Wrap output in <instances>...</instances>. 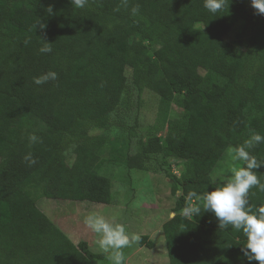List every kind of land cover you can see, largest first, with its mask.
<instances>
[{"label": "trees", "instance_id": "trees-1", "mask_svg": "<svg viewBox=\"0 0 264 264\" xmlns=\"http://www.w3.org/2000/svg\"><path fill=\"white\" fill-rule=\"evenodd\" d=\"M240 21L248 33L226 41ZM38 22L45 27L34 28ZM42 41L51 53L39 51ZM48 71L55 81L33 83ZM145 90L159 98L155 134L124 162L137 170L160 154L182 162L180 176L169 175L172 195L180 193L174 215L161 227L168 263L249 264L242 231L219 229L204 211L181 213L220 186L211 173L228 147L253 132L264 136V15L250 0H226L215 14L204 0H88L83 8L72 0H0V264L105 259L86 242L74 245L36 202L112 204L111 181L99 174L106 138L91 133L106 130L133 91L139 102ZM171 104L183 112L168 125ZM250 154L264 160V143ZM255 171L264 182V167ZM248 200L253 210L264 206V192L253 187ZM138 245L154 248L146 236Z\"/></svg>", "mask_w": 264, "mask_h": 264}, {"label": "rangeland", "instance_id": "rangeland-1", "mask_svg": "<svg viewBox=\"0 0 264 264\" xmlns=\"http://www.w3.org/2000/svg\"><path fill=\"white\" fill-rule=\"evenodd\" d=\"M201 28V25H196ZM248 33V26L243 21L238 22L224 37L228 42L238 36ZM127 77L128 72H127ZM159 98L151 91L145 90L140 101L136 100L135 92L126 109H120L111 115L106 130H94L91 134H102L106 144L101 152L103 168L99 174L107 176L111 181L112 204L109 206L89 202H70L39 199L37 207L65 234L77 241H88L98 249L97 235L84 223L85 218L92 213L103 215L109 222L122 224L129 234L146 236L154 243L153 249L140 247L138 244L123 249L127 258L132 253L136 255L134 264H169L162 225L172 218L175 196L171 193L169 175H180L183 171L181 161L156 155L147 162L144 170L129 169L125 165L127 155H133L137 142L154 135V125L158 118ZM182 108L171 104L168 112V125L182 115ZM165 132L156 135L162 140ZM228 147L223 157L218 161L211 173V179L218 182L221 172H227L230 166H242L240 162H231ZM68 163L73 161V153L67 155ZM183 214V213H181ZM184 215V214H183ZM110 264L105 257L95 264Z\"/></svg>", "mask_w": 264, "mask_h": 264}, {"label": "clouds", "instance_id": "clouds-1", "mask_svg": "<svg viewBox=\"0 0 264 264\" xmlns=\"http://www.w3.org/2000/svg\"><path fill=\"white\" fill-rule=\"evenodd\" d=\"M87 2L88 0H72L77 8H83ZM225 2L226 0H204V7L210 13L215 14L224 8ZM250 4L257 14L264 15V0H250ZM46 11L51 15V6ZM137 11L138 8L132 9L133 14ZM37 25L41 29L45 27L44 24L38 22L34 28ZM39 51L43 54L51 53V44L43 42V47ZM56 79L57 73L48 71L34 78L33 83L39 86ZM36 139L34 135L29 136L32 142ZM260 143H264V136L253 132L243 144L230 148V159L233 165L235 162H240L243 166H230L226 173L222 171L218 176L219 187L212 191L205 190L199 198L200 204L189 203L183 209L186 217L198 216L201 211H204L216 218L219 229L231 227L242 231L246 240L240 251L249 264L252 261L264 264V206L253 210L248 200L249 190L253 187L264 192V182H261L255 171L264 167V160H258L250 154V149ZM25 159L30 160V154ZM84 223L97 235L98 250L105 255L110 264H125L123 249L138 244L141 239L138 234H129L122 224L109 222L98 213L89 214Z\"/></svg>", "mask_w": 264, "mask_h": 264}, {"label": "crops", "instance_id": "crops-1", "mask_svg": "<svg viewBox=\"0 0 264 264\" xmlns=\"http://www.w3.org/2000/svg\"><path fill=\"white\" fill-rule=\"evenodd\" d=\"M103 205V204H101ZM107 206V205H106ZM109 206V205H108ZM65 235L71 240V242L74 244V245H77L79 242L81 241H77V239L75 237H73V239H71L67 233H65ZM83 242H86L87 246H88V249L94 253V254H101V252L95 248L94 246H92V244H90L88 241H83ZM136 256V255H133V253L128 256L127 258H125V264H134L132 259L133 257ZM100 263V262H99ZM101 264V263H100ZM152 264H154V262H152Z\"/></svg>", "mask_w": 264, "mask_h": 264}, {"label": "built area", "instance_id": "built-area-1", "mask_svg": "<svg viewBox=\"0 0 264 264\" xmlns=\"http://www.w3.org/2000/svg\"><path fill=\"white\" fill-rule=\"evenodd\" d=\"M178 177L180 176V175H177Z\"/></svg>", "mask_w": 264, "mask_h": 264}, {"label": "water", "instance_id": "water-1", "mask_svg": "<svg viewBox=\"0 0 264 264\" xmlns=\"http://www.w3.org/2000/svg\"><path fill=\"white\" fill-rule=\"evenodd\" d=\"M173 216V215H172Z\"/></svg>", "mask_w": 264, "mask_h": 264}]
</instances>
